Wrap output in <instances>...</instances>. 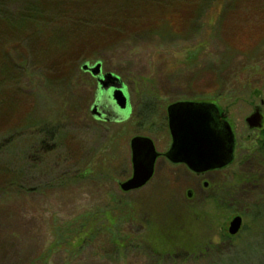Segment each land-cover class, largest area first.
Returning a JSON list of instances; mask_svg holds the SVG:
<instances>
[{
    "label": "rangeland",
    "instance_id": "374dc122",
    "mask_svg": "<svg viewBox=\"0 0 264 264\" xmlns=\"http://www.w3.org/2000/svg\"><path fill=\"white\" fill-rule=\"evenodd\" d=\"M106 33L123 36L95 46ZM95 62L124 86L130 116L95 118L97 84L80 70ZM259 99L264 114V0H0V175L26 189L0 193V264H63L74 240L49 251L53 228L111 191L143 245L118 262L99 233L69 264H264V132L244 121ZM178 101L226 110L231 162L197 179L160 156L143 187L121 192L130 139L165 152V109ZM234 216L242 225L228 236Z\"/></svg>",
    "mask_w": 264,
    "mask_h": 264
},
{
    "label": "water",
    "instance_id": "95a60500",
    "mask_svg": "<svg viewBox=\"0 0 264 264\" xmlns=\"http://www.w3.org/2000/svg\"><path fill=\"white\" fill-rule=\"evenodd\" d=\"M86 63L80 65V70L87 72L95 79L99 96H95L92 112L95 118L100 113L96 112L97 101L101 99V90L110 85L109 100L121 113L128 107V97L124 86L118 77L110 73H101V65ZM167 130L170 145L165 159L172 164H182L195 174L217 170L225 167L233 157V133L224 115L219 114L217 107L209 102L178 101L166 107ZM249 129L261 127L259 110L245 119ZM131 175L119 183L121 192H130L143 187L153 174V167L159 154L155 151L154 144L147 137L133 136L129 141ZM207 184L204 183V186ZM191 195L190 192L186 193ZM190 197V196H189ZM239 216H234L227 227V235H235L241 226Z\"/></svg>",
    "mask_w": 264,
    "mask_h": 264
},
{
    "label": "trees",
    "instance_id": "16d2710c",
    "mask_svg": "<svg viewBox=\"0 0 264 264\" xmlns=\"http://www.w3.org/2000/svg\"><path fill=\"white\" fill-rule=\"evenodd\" d=\"M157 1L160 5V0H157ZM184 6H185L184 9L189 8V7L187 8L186 5ZM190 10L192 12L193 11L195 12V7H191ZM190 14L191 13H189L188 15ZM107 23L112 24L113 22L110 19V21ZM122 36L123 34L120 35L119 33H115V34L106 33L105 37L101 38V40L97 44H95V46H101V45L106 46L105 44H108L114 39L118 41L119 39H121V38L118 39V37H122ZM96 51L98 52L99 50L96 49ZM88 58L92 59L94 58V56L91 55ZM145 105L146 104H144L143 106ZM51 129L53 128L52 127L50 128L49 133H53ZM263 145H264V142H263ZM18 180H19L18 176L11 177L10 175H8V173L1 174L0 175V193L1 191L6 190L8 188L10 189L13 186L18 188V186L15 185L16 184L15 181H18ZM18 190L20 193H22V191L23 190L25 191L26 189L22 188L21 190L20 188H18ZM116 194H118V192ZM105 195H106V198L109 197L106 199V200H109L106 204L99 206V207L97 206L91 209L90 211L84 212L82 214L75 215L71 217L70 219L62 222L60 226L53 228V231L51 233V235L53 236L52 237L53 240L48 246L49 251H52L60 247V245L64 244L62 242L65 240H68L67 241L68 244H71V242L74 240V244L71 245L72 246L71 250L69 251L67 255V260L63 261V264H69L70 263L69 259H72L73 256L80 253L86 244L94 241L96 235H99V233H102L101 235L105 236L106 238L105 243L109 245V247L112 249L111 252H113V255H114L113 257H115L116 260H118V262L124 260L123 258L124 256H122L121 254H124V252L127 251L130 247L131 248L134 247L135 249L141 245L142 242H139L140 235L137 236L131 230V226L134 227L133 223L131 222V221H134L132 214H131V208H130L131 205L130 204L128 205L125 201H123V198H121L120 196H119L120 199L116 198L117 196L112 191L109 192L108 194L105 193ZM97 216H100L103 219L105 218L104 220H106L107 223L106 222H105L106 224L103 223L98 228H95L93 226L92 227L88 226L89 222L91 220H96ZM139 223L137 221L136 224L142 226V224H139ZM125 225L129 227V230H127L128 231L127 234L121 232V228ZM70 239L71 241H69Z\"/></svg>",
    "mask_w": 264,
    "mask_h": 264
},
{
    "label": "flooded vegetation",
    "instance_id": "af4514ba",
    "mask_svg": "<svg viewBox=\"0 0 264 264\" xmlns=\"http://www.w3.org/2000/svg\"><path fill=\"white\" fill-rule=\"evenodd\" d=\"M101 73H102V72H101ZM102 74H103V73H102ZM99 94H100V93H99V91H98V92H97V96H99ZM100 97H101V96H100ZM107 99H109V98H107ZM100 100H101V99H100ZM100 100H98V101H97V104H96V106H97V107H96V111H97V110L100 111V112H99V113H100L99 118H100L101 120H99V121H116V120H119V119H120V117H121L122 114H124L126 117H128V116H130V114H132V108H131V105H130L129 101H128V107H127L124 111H122V113H121L120 110L116 109V107L113 106V104H112L111 101H110V104H111V110H110V112H107V114H106V113L102 112V111H103V108H102V103L100 102ZM94 101H95V100H94ZM262 107H263V101H262L261 99H259L257 105H252L251 108H250V111L247 113V116H249V115H251V114L254 112L255 109H257V110H259V113H260V115H261V127H260V128H258V129H257V128L249 129V128L247 127V130H248L249 133H251V135H253L255 132H257V133L260 132V134H261V132H264V114H263V111H262ZM217 109H218L219 114L224 115L223 120H224V121H227V123H228L229 126L231 127V123H230V121H228V120H229V119H228V113L225 112L226 110L221 109V108H219V107H217ZM104 114H106V115H108V116H110V117L106 118ZM247 116L244 118V121H245V119L247 118ZM166 123H167V119H166ZM245 124H246V123H245ZM167 145H168V147H167V149L165 150V152L159 154L158 158H159L160 156H161V157H164V156H165L164 154L166 153V151L168 150L169 145H170V137H169V143H168ZM234 152H235V149H234ZM164 158H165V157H164ZM169 163H170V162H169ZM170 164H172V163H170ZM172 165H181V166H184V165H182V164H172ZM229 166H230V165H229ZM184 167H185V166H184ZM217 170H222V169H217ZM217 170H211V171H207V172L200 173V174H195V173H192V172H191V173H192L193 176L196 177L197 179H202V177H203L205 174L210 173V172H214V171H217ZM204 183H206L207 185L204 186ZM201 185H202V188H204L203 190H206V189L209 187V183L206 182V181H203ZM187 192H190V194H191V191H187Z\"/></svg>",
    "mask_w": 264,
    "mask_h": 264
},
{
    "label": "bare ground",
    "instance_id": "6f19581e",
    "mask_svg": "<svg viewBox=\"0 0 264 264\" xmlns=\"http://www.w3.org/2000/svg\"><path fill=\"white\" fill-rule=\"evenodd\" d=\"M106 116H107V115H105V117H106ZM108 117H110V116H107L106 118H108ZM227 124H228V123H227ZM228 125H229V124H228ZM230 128H231V127H230ZM154 148H155V147H154ZM155 151H156V150H155ZM158 154H159V153H158ZM157 158H158V157H157ZM157 158H156V159H157ZM153 168H154V167H153Z\"/></svg>",
    "mask_w": 264,
    "mask_h": 264
}]
</instances>
